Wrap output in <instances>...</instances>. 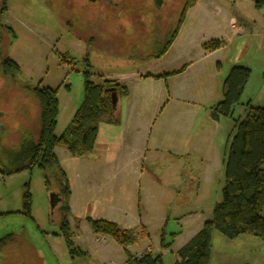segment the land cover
I'll list each match as a JSON object with an SVG mask.
<instances>
[{"label":"rangeland","instance_id":"rangeland-1","mask_svg":"<svg viewBox=\"0 0 264 264\" xmlns=\"http://www.w3.org/2000/svg\"><path fill=\"white\" fill-rule=\"evenodd\" d=\"M128 1L119 18L117 9L108 15L86 0H0V122L6 126L3 133L0 129V172L23 167L28 141L39 135L37 86L58 89L55 133L61 135L83 101L84 70L95 84L121 80L130 93L119 97L115 109L120 119L131 120L134 131L131 151L119 165L123 195L118 207L109 208V195L87 177V160L114 158L125 139L121 125L103 121L91 153L76 157L63 146L65 154L59 153L78 203L92 201L70 213V231L88 216L110 217L104 219L136 234L144 227L148 237L132 249L151 245L164 253V264H172L176 250L212 219L221 200L235 118L250 105H264V9L255 8V0H196L169 49L157 58L158 43L177 28L186 0H166L161 15L150 0ZM215 39L224 44L205 48ZM5 59L18 66L12 74L3 71ZM233 66L250 68L251 77L233 115L214 120L213 106L222 99ZM173 71L178 73L160 79L142 76ZM57 179L56 169L39 167L0 178V238L10 233L14 238L0 251V264H105L86 250L70 254L60 231V201L51 203ZM26 191L30 215L24 209ZM163 229L166 241L173 240L169 248L160 245ZM211 249L210 264H264V240L252 235L229 239L214 230Z\"/></svg>","mask_w":264,"mask_h":264},{"label":"trees","instance_id":"trees-1","mask_svg":"<svg viewBox=\"0 0 264 264\" xmlns=\"http://www.w3.org/2000/svg\"><path fill=\"white\" fill-rule=\"evenodd\" d=\"M195 4L196 0H186L177 28L168 34L163 43L159 44L155 57H161L169 49L178 34L187 9ZM254 6L257 9H264V0H255ZM223 44L224 40L215 39L208 41L204 46L214 50ZM13 69H18L17 64L10 59H5L4 73L12 74ZM176 73L178 72L156 75L146 73L142 76L160 79ZM83 75V101L71 123L61 135L55 133L59 112L58 89L50 86L40 87V85L34 89L40 108L39 135L28 141V157L25 165L3 173L10 175L24 170L31 171L35 167L44 171L48 168L56 169L59 187L56 193L60 201L58 208L60 231L72 256L85 253L75 247L71 240L69 222L71 189L66 172L55 153V147L63 146L76 157L91 153L95 147L100 123L103 121L113 125L120 123L119 111L112 104V93L116 92L119 97H128L130 93L128 86L123 82L103 79L95 84L91 80L90 71L84 70ZM250 77L251 69L248 67L233 66L230 69L223 83V97L213 106L214 120H218L221 116L233 115L234 107L240 103ZM231 136L224 161L221 200L214 206L212 219L206 220L202 229L176 252V260L173 264H210L214 230L229 239H235L240 235H252L264 240V105H250L244 116L235 118L234 132ZM45 181L50 189L46 178ZM23 198L25 213L30 215L28 191L24 193ZM86 220L95 233L108 235L124 247L132 246L138 239L148 237L144 227L140 234H136L133 230L120 228L117 223L108 219H94L88 216ZM13 239L11 233L0 238V249ZM172 243L173 240L166 241V231L163 229L160 236L161 247L169 248ZM127 264L164 263L161 253L145 251L137 256L128 254Z\"/></svg>","mask_w":264,"mask_h":264},{"label":"crops","instance_id":"crops-1","mask_svg":"<svg viewBox=\"0 0 264 264\" xmlns=\"http://www.w3.org/2000/svg\"><path fill=\"white\" fill-rule=\"evenodd\" d=\"M233 18L231 19V24L233 25ZM236 27V25H235ZM154 75V74H152ZM156 75V74H155ZM117 80L118 82H122L121 80ZM121 98H120V103H119V108L121 107ZM2 123L0 122L1 126V133H3L6 129V126L2 128ZM118 125H121L123 127V143L121 148L118 150L117 154L115 155L114 158L111 159H88L87 162L90 163V166L86 167L87 171V177L90 175L92 178L91 180L93 181L95 188H99L101 190V193L103 195H109V197H105L106 203H108L109 208L116 206L118 207V203L120 198L123 195L122 187H123V173H122V164L123 158L125 154H129L131 151V145H129L128 140L129 136L132 135L134 131L131 129V120L127 119L124 120L121 118L120 123ZM99 131H100V126H99ZM98 136V135H97ZM127 139V140H126ZM97 143V140H96ZM95 143V145H96ZM96 147V146H95ZM94 147V148H95ZM65 148L62 146H56L55 147V153L57 155V158L59 160V153L65 154ZM60 162V160H59ZM110 166L108 169L107 167ZM108 169V170H107ZM89 174V175H88ZM5 175L0 172V178H4ZM108 198V199H107ZM102 201H104L102 199ZM90 201L87 202L85 200V203L79 204L78 201L76 200L73 191L71 192L69 204L71 208L72 215L77 213L76 211H81L84 208L86 209L88 206H92L90 204ZM82 205V206H81ZM98 206V204H96ZM94 207V206H93ZM99 218H109L110 217H99ZM99 218H94V219H99ZM133 220V218H131ZM73 224V223H72ZM122 229H128V228H122ZM132 230V229H130ZM201 230V229H200ZM72 241L77 243L78 248L84 253L85 250L87 251V254L93 257H97V259L105 264H127L128 260V255H125L126 252H129L128 254H131L132 256H137L140 255L141 253L145 251H150L152 253H158L157 251H154V249L151 247V245H147L143 249H132L134 245L129 246V247H124L117 243L112 237L104 234H98L95 233L91 226H89V223L80 220L78 221L77 224L72 225ZM82 235H85V238H80ZM55 236V235H54ZM195 236V235H194ZM56 237L59 238L60 236L56 234ZM193 238V237H192ZM78 240V242L76 241ZM191 240V239H190ZM14 244V242L8 241L0 251L8 248V246ZM83 246V247H81ZM84 250H83V249ZM132 249V250H131ZM179 249L176 250V252ZM53 251V250H52ZM55 254V253H54ZM162 257H163V252H161ZM43 256V254H41ZM176 260V258H175ZM174 260V261H175ZM173 261V263H174ZM172 263V264H173Z\"/></svg>","mask_w":264,"mask_h":264},{"label":"flooded vegetation","instance_id":"flooded-vegetation-1","mask_svg":"<svg viewBox=\"0 0 264 264\" xmlns=\"http://www.w3.org/2000/svg\"><path fill=\"white\" fill-rule=\"evenodd\" d=\"M88 2V4L90 5H96L98 4L99 7L104 10L106 13H108V15L111 14L110 10L111 8H115L118 10V15H119V18L121 16V13H122V5L124 6L125 3L129 2L128 0H86ZM135 1V0H133ZM150 2H152V4L155 5L156 9L158 10L159 12V15L163 14V12L165 11L166 9V0H162V3L160 5H156L155 3V0H150ZM135 3L138 4L137 1H135ZM165 39V38H164ZM163 39V40H164ZM162 42L158 43V44H161Z\"/></svg>","mask_w":264,"mask_h":264},{"label":"water","instance_id":"water-1","mask_svg":"<svg viewBox=\"0 0 264 264\" xmlns=\"http://www.w3.org/2000/svg\"><path fill=\"white\" fill-rule=\"evenodd\" d=\"M155 3H156V5H160L162 3V0H155ZM118 100H119V95L116 92H113L112 93V104H113L114 108H116ZM0 128H1V126H0ZM2 128H4L3 125H2ZM58 201H59V198L57 196V193L56 192H52L51 193V203H52V205L55 206Z\"/></svg>","mask_w":264,"mask_h":264}]
</instances>
